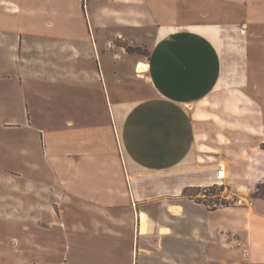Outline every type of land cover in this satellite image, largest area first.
Wrapping results in <instances>:
<instances>
[{
	"label": "crops",
	"instance_id": "obj_1",
	"mask_svg": "<svg viewBox=\"0 0 264 264\" xmlns=\"http://www.w3.org/2000/svg\"><path fill=\"white\" fill-rule=\"evenodd\" d=\"M36 1L0 0V128L20 133V146L28 131L35 132L43 157L62 175L67 188L57 193L67 198L75 214L67 220L68 252H86V240L92 238L105 248L102 264H236L240 229L250 243L264 246V199L256 197L250 208L217 210L196 200L219 166L239 195L264 182V128L252 125L245 110L238 117L228 112V126L211 135L213 142L200 143L204 122L192 107L217 89L264 102V0H219L226 6L220 5L217 14L203 12L182 26L158 18L163 23L159 37L145 61L135 65L140 76L146 72L156 93L127 108V101L113 90L123 84V46L108 48L107 34L101 31L87 49L97 66L76 70L81 52L74 43L75 24L65 14L48 16ZM240 6L248 8L245 21ZM92 18L97 27L107 23L100 14ZM49 30L56 35L53 40H45ZM213 35H225L227 44ZM49 50L57 57L42 55ZM35 62L38 68L32 66ZM140 62L148 65L143 71L138 70ZM29 70L53 80L57 73L74 82L97 80L105 89L104 104L99 111L89 101L85 112L69 114L56 128H33L23 80ZM112 114L119 119L117 134ZM235 118L241 121L238 127L231 125ZM0 144L9 150L13 145L11 139ZM202 144L212 152L200 153ZM12 187L17 191L18 185ZM35 193L40 199L36 215L35 209L22 210L21 196L0 193V201L12 207V212L0 210L3 221L20 224L25 231L29 223L41 224L44 194L38 189ZM56 215L53 223L63 222ZM54 227L63 230L59 224ZM76 232L83 240L75 242ZM3 249L0 259L6 255Z\"/></svg>",
	"mask_w": 264,
	"mask_h": 264
},
{
	"label": "rangeland",
	"instance_id": "obj_2",
	"mask_svg": "<svg viewBox=\"0 0 264 264\" xmlns=\"http://www.w3.org/2000/svg\"><path fill=\"white\" fill-rule=\"evenodd\" d=\"M36 3H38L36 6L43 4L44 12L48 16L50 13L65 14L75 24L77 38L74 43L81 52L76 61V70L94 69L97 66V58L89 56L87 49L90 46V40L95 42L96 38L101 36V31L107 34L108 48L119 50L123 46L125 68L123 84L122 88L118 86L113 90L117 92L119 100L127 101L123 104L124 108L129 107L134 101L156 93L148 81L146 72L143 73L144 76H140L135 65L138 61H145L151 46L159 37L158 28L163 23L158 18L172 21L169 23L172 26H182L186 25L187 21L199 19L203 12L209 15L217 14L220 5L226 6L219 0H37ZM239 9L241 13L244 12L240 16L241 21H245L248 8L240 6L237 10ZM97 14L107 19L106 25L97 27L91 23L90 16L94 21ZM209 19L211 17L202 18V20ZM97 33L99 35L95 36ZM44 36H47L45 40H53L51 37L56 35L53 30H49ZM213 36L215 41L227 44L228 39L225 35ZM53 54L52 51L42 55L48 56L49 59L56 58L57 56L54 57ZM32 55L41 56L36 52H32ZM32 66L38 68L36 62ZM57 74L56 80H53L45 74L40 75L35 70H29L26 78L23 79L26 87L25 100L28 103L29 118L33 128L37 125H44L47 129L57 127L65 122L69 114L85 112L91 103L92 107L98 106L99 111L100 106L104 104L105 89L101 82L91 80L90 85L85 80L74 82L63 74ZM192 107L204 122L199 129L202 136L199 139L200 143L213 142L211 135L223 131L225 126H228V112H231L233 117H238L239 111L245 110L252 116V125L264 128V102H253L248 97L242 99L230 89H217ZM255 115L257 118L254 117ZM111 118L115 134H117L116 120L118 118L116 119L113 114ZM232 121L231 125L234 127H238L241 122L236 118ZM20 135V133L0 128V143H5L9 139L13 143L10 150L0 144V193L21 196L24 200L22 210L24 207L34 210L36 203L40 200L35 190H42L44 218L39 225L29 223L28 230L25 231L20 224L7 223L0 217V241L5 242L7 246V249L5 246H0V250L4 248L6 252L4 258L0 259L2 260L0 264L5 262L7 264H102L101 257L104 254L102 251H105V248L100 246L99 240L87 238L86 252H75L74 248H71L70 253L68 252L67 220L75 217V214L70 210V205H67V198L57 193L61 190L66 191L67 186L62 175L58 176L55 171L53 172L50 161L43 157L41 147L35 143L36 133L32 134L28 131L27 140H22L21 146L19 145ZM15 142L18 145L14 150ZM119 151L121 160L125 164L120 147ZM199 152H212V150L202 144ZM9 176L16 179L15 183L7 179ZM12 184L18 185L17 191ZM255 186L260 188L256 197L264 199V182L253 184V187ZM32 189L34 190L31 191ZM259 202V199H256L257 205ZM233 208L242 207L233 206ZM3 209L11 211L12 207L0 201V210ZM14 214L16 213L13 212ZM56 214L60 215L63 222L53 223V219L57 218ZM76 216L83 218V215ZM54 224H59L63 230L54 227ZM240 230L236 235V264H264V246L250 243L247 236L243 234L244 229ZM74 235L75 242H79V239L83 240L79 233L76 232ZM78 250L79 248L76 251Z\"/></svg>",
	"mask_w": 264,
	"mask_h": 264
},
{
	"label": "built area",
	"instance_id": "obj_3",
	"mask_svg": "<svg viewBox=\"0 0 264 264\" xmlns=\"http://www.w3.org/2000/svg\"><path fill=\"white\" fill-rule=\"evenodd\" d=\"M226 170L219 166L215 178L208 185L201 187L196 198L209 210L228 208L233 206L250 208L255 204L256 194L260 191L259 186L253 187L246 195H239L226 182Z\"/></svg>",
	"mask_w": 264,
	"mask_h": 264
},
{
	"label": "bare ground",
	"instance_id": "obj_4",
	"mask_svg": "<svg viewBox=\"0 0 264 264\" xmlns=\"http://www.w3.org/2000/svg\"><path fill=\"white\" fill-rule=\"evenodd\" d=\"M148 65L145 64L144 62H140L139 65L137 66L138 67V70L139 71H143ZM143 73V72H142Z\"/></svg>",
	"mask_w": 264,
	"mask_h": 264
},
{
	"label": "trees",
	"instance_id": "obj_5",
	"mask_svg": "<svg viewBox=\"0 0 264 264\" xmlns=\"http://www.w3.org/2000/svg\"><path fill=\"white\" fill-rule=\"evenodd\" d=\"M200 191V190H199ZM257 195V194H256Z\"/></svg>",
	"mask_w": 264,
	"mask_h": 264
}]
</instances>
